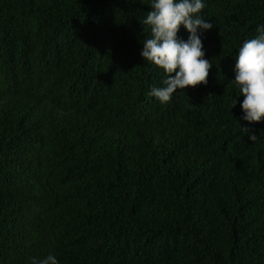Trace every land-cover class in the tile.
Listing matches in <instances>:
<instances>
[{
  "label": "trees",
  "instance_id": "1",
  "mask_svg": "<svg viewBox=\"0 0 264 264\" xmlns=\"http://www.w3.org/2000/svg\"><path fill=\"white\" fill-rule=\"evenodd\" d=\"M150 2L0 0V264H264V118L230 81L264 0H203L208 82L164 104Z\"/></svg>",
  "mask_w": 264,
  "mask_h": 264
},
{
  "label": "clouds",
  "instance_id": "2",
  "mask_svg": "<svg viewBox=\"0 0 264 264\" xmlns=\"http://www.w3.org/2000/svg\"><path fill=\"white\" fill-rule=\"evenodd\" d=\"M151 11L141 24L150 29V38L143 40L142 58L165 72L163 87H154L149 93L160 103H169L177 90L206 85L212 63L205 59L203 42L197 30L212 29L213 23L201 15L205 8L203 0H151ZM183 26L189 33L187 41L179 38ZM258 35L246 40L238 49L235 79L230 80L243 95L240 105L243 119L249 123L264 118V25L257 29ZM239 95V96H240ZM236 98L232 108L236 105ZM245 134L250 129L241 126ZM255 141L256 135H249ZM31 264H59L49 254L43 259L33 257Z\"/></svg>",
  "mask_w": 264,
  "mask_h": 264
}]
</instances>
